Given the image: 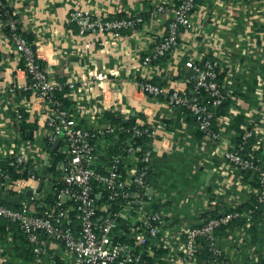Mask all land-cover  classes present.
Masks as SVG:
<instances>
[{"label": "crops", "instance_id": "crops-1", "mask_svg": "<svg viewBox=\"0 0 264 264\" xmlns=\"http://www.w3.org/2000/svg\"><path fill=\"white\" fill-rule=\"evenodd\" d=\"M5 1L16 13L21 32L35 45L47 77L74 84L67 93L68 108L74 111L80 126L95 127L99 120L131 123L136 117L144 119L146 115L137 111L141 101L147 107V117L166 123V132L159 134L152 148L148 189L149 209L159 210L164 205L168 210L160 233L177 229L180 222L193 221L212 195L218 200L227 199L230 207H240L250 200L252 175L245 173L239 179L224 161L223 153L248 130L253 131L248 139L250 149L255 143L264 145V0H196L191 24L182 30L178 46L167 57L155 61L152 71L142 63V58L152 50L168 23L156 12V7L176 4L178 0ZM74 9L104 19L139 14L144 20L136 29H125L118 37L95 38L80 35L77 26L69 22L68 13ZM5 26L0 19V161L13 152L29 151V164L34 167V161L40 163L38 176L48 191L51 181L43 178L51 176L43 166L51 165L50 155L45 158L52 144L45 152L36 154L38 145L33 142L39 134L37 123L32 120H25L33 126L32 131L20 133L22 120L17 121L16 111L23 119L27 118L30 92L25 89L23 61ZM190 57L219 61L220 83L228 94L223 120L215 125L220 139L207 148L201 142L194 116L183 109L168 114L159 103L145 100L134 85L136 81L151 79L167 87L176 79V72H183L184 61ZM97 73H102L103 80L97 78ZM12 83L20 87L7 94ZM167 134L168 141H159ZM99 145L101 154L95 165L103 170L110 149ZM20 197L12 191L0 190V200L7 206L18 207ZM135 218L134 211H123L114 235L122 238L129 235ZM11 234L0 236V264H52V260L54 264H71L62 247L47 240L40 258L23 260L13 248ZM228 235L226 230L217 233L226 264H259L264 260V231H258L255 223L254 236L239 230L234 236ZM176 250L177 244L173 243L159 259L167 264ZM251 250L258 253L257 259L250 258ZM153 255L154 250L147 257Z\"/></svg>", "mask_w": 264, "mask_h": 264}, {"label": "built area", "instance_id": "built-area-1", "mask_svg": "<svg viewBox=\"0 0 264 264\" xmlns=\"http://www.w3.org/2000/svg\"><path fill=\"white\" fill-rule=\"evenodd\" d=\"M195 1L179 0L172 5H157L156 12L168 23L152 50L142 58V63L149 65L151 71L155 61L167 57L178 46L182 30L191 24ZM0 7H5L2 0ZM68 20L77 26L80 35L99 38L118 37L125 29H136L144 19L139 14L104 19L74 9L68 13ZM7 24L12 32L9 38L23 61L27 76L25 89L30 92V106L25 120L37 123L39 136L33 142L38 145L36 154L45 152L48 145L59 138L55 148L59 158L55 167L60 172L57 176L43 178L55 180L57 190L50 203L44 202L47 191L38 176L40 163L34 161V167L28 165L29 151L13 152L4 157L6 166L0 165V190L21 196L18 207L7 206L0 200V218L18 225L32 245L36 258L44 254L47 240L61 246L71 264H146V257L154 248L170 250V245L175 243L177 253L168 257L167 264H226L224 250L218 243V228L227 227L225 230L231 237L238 230L249 233L254 222L257 230L262 231L264 158L262 154L259 157L243 156V146L233 143L224 151L223 159L236 171L239 179L245 173L252 175L248 207L243 210L241 206L230 207L227 199L218 200L212 195L206 208L193 221L180 222L177 229L160 233L168 210L164 205L159 210L149 209L148 189L152 148L159 134L166 132V123L162 119L147 117V107L144 108L145 103L141 101L137 111L146 115L144 119L136 117L128 125L99 120L95 127L80 126L74 111L63 108L55 97V92L64 87L72 89L74 84L50 80L31 45L17 32L18 18H10ZM183 67V72H176V79L167 87L151 79H142L134 82L135 88L145 100L159 103L168 114L175 109L188 110L195 117L204 148L214 146L220 139L215 125L223 120V116H215L214 109L228 97L217 80L219 61L190 57L185 59ZM96 76L103 80L102 73ZM19 87V84L12 83L7 94H13ZM201 94L206 101L201 99ZM16 119L18 122L23 119L20 112L16 111ZM252 134L253 131H246L244 142ZM168 136L159 141H168ZM143 137L149 139L146 146L139 142ZM99 143L106 150L110 149L103 170L95 165L101 154ZM260 146L255 143L251 149L256 151ZM9 168L19 175L25 172L27 176L14 178ZM27 190L29 196L25 195ZM125 210L134 211L136 218L130 234L122 238L114 235L113 230ZM203 240L211 253L210 260L199 259L204 248ZM250 258L257 259L258 253L251 250ZM259 264H264V260Z\"/></svg>", "mask_w": 264, "mask_h": 264}, {"label": "trees", "instance_id": "trees-1", "mask_svg": "<svg viewBox=\"0 0 264 264\" xmlns=\"http://www.w3.org/2000/svg\"><path fill=\"white\" fill-rule=\"evenodd\" d=\"M2 2L5 4V7H0V19L5 23V31L7 33V35L9 37H11V30L10 27L7 24V21L10 18H18L17 15L13 12V10L7 5L5 0H2ZM179 2V0H178ZM177 2V3H178ZM17 32L20 33L26 40L27 42L31 45L30 41L25 37V35L21 32L20 30V26L18 25V29ZM217 80L220 83L221 80V76L218 72V76H217ZM221 84V83H220ZM68 92L67 87H64L61 91H57L55 92V97L61 102V105L63 108H68L69 107V100L68 97L66 95V93ZM201 99L203 101H206L207 98L204 97V95L201 94ZM227 102L228 100L226 99L221 105H219L217 108L214 109V113L215 116L219 117L225 114L226 112V107H227ZM184 110V109H183ZM186 112H188L189 114H191V116H194L192 113H190L188 110H184ZM25 116V115H23ZM111 117V115H109ZM26 118V117H25ZM25 118L22 119L19 128H20V133H25L27 130H29V132L32 131V125L29 123H25ZM118 120V119H117ZM129 123H124V125H128ZM199 134L201 135V132L198 130ZM140 143H142L144 146H146V144L149 142V139L147 137H143L139 140ZM237 145H242L243 146V151L242 154L243 156H250L253 155L255 157H259L260 154H262V157L264 158V146H260L259 149H257L256 151L250 149L249 145H250V141L247 140L246 142H244V139H238L236 141ZM50 157L52 158V162L51 165L49 166H43L48 173H50V176H57L59 174V170L56 169L55 165L58 161L59 155L57 154V150L54 149L53 152H51ZM0 165L2 167L6 166V161L2 160L0 161ZM31 165V164H28ZM9 171L11 173V175L16 178V177H26L27 174L24 172L23 174H16L12 169L9 168ZM54 179L51 180L52 184H51V188L46 192L45 198H44V202L45 203H50L53 200L56 186L54 185ZM249 201H247L245 204H242V206L240 207L242 210L245 209L246 207H248L249 205ZM3 203V202H2ZM99 204H101V201H98ZM10 206V205H8ZM17 205H13V207H16ZM227 227H220L216 230V234L219 233L220 231L225 230ZM261 228L262 231H264V221L261 224ZM250 233H252V236H254V222L251 224L250 229H249ZM12 233L11 235H13L12 240L14 242V250L17 253V255H19V257L23 260H33L34 258V254L32 251V245L27 241V239L25 238L24 234L20 231L19 227L17 224L11 223L9 221H7L4 218H0V236H5L8 233ZM203 245L204 248L202 249V253L199 259H203V258H207L208 260H210L211 258V253L207 248V244L206 241L203 240ZM154 257L150 258L147 257L146 264H163L161 259H159L160 256H162V254L165 252V250L160 249V248H154ZM163 252V253H162Z\"/></svg>", "mask_w": 264, "mask_h": 264}, {"label": "water", "instance_id": "water-1", "mask_svg": "<svg viewBox=\"0 0 264 264\" xmlns=\"http://www.w3.org/2000/svg\"><path fill=\"white\" fill-rule=\"evenodd\" d=\"M31 48H32L33 51H35V48H36V47H35V45H31ZM132 119H133V118H132ZM58 140H59V138H57V139L52 143L51 147L49 148L48 154L46 155L45 160H47L48 157H49V155L51 154V152L54 151L55 146H56ZM29 195H30V191L27 190V191H26V196H29Z\"/></svg>", "mask_w": 264, "mask_h": 264}, {"label": "rangeland", "instance_id": "rangeland-1", "mask_svg": "<svg viewBox=\"0 0 264 264\" xmlns=\"http://www.w3.org/2000/svg\"><path fill=\"white\" fill-rule=\"evenodd\" d=\"M122 217V216H121ZM118 221H120V220H118Z\"/></svg>", "mask_w": 264, "mask_h": 264}]
</instances>
